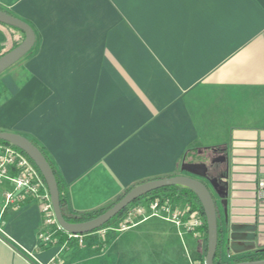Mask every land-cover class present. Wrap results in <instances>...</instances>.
<instances>
[{
  "label": "crops",
  "instance_id": "0c3cea01",
  "mask_svg": "<svg viewBox=\"0 0 264 264\" xmlns=\"http://www.w3.org/2000/svg\"><path fill=\"white\" fill-rule=\"evenodd\" d=\"M0 9L35 35L0 74V131L44 152L68 210L106 208L178 175L188 150L198 163L227 147L221 259L264 249V0H0ZM23 40L0 24V56ZM43 230L37 200L0 183V264H204L206 254L203 234L156 217L83 245L59 235L45 246Z\"/></svg>",
  "mask_w": 264,
  "mask_h": 264
},
{
  "label": "water",
  "instance_id": "95a60500",
  "mask_svg": "<svg viewBox=\"0 0 264 264\" xmlns=\"http://www.w3.org/2000/svg\"><path fill=\"white\" fill-rule=\"evenodd\" d=\"M0 24L17 29L24 34V40L18 46L0 56V74H2L29 53L34 45L35 35L29 25L1 10ZM0 141L7 143L23 152L34 164L45 182L56 223L65 233L71 235L83 236L100 229L128 205L153 191L172 186L188 189L198 199L205 218L207 235L204 264H214L213 260L218 241L217 210L215 199H219L221 205L224 208L227 206V147L224 149H210L209 151L212 153V155L217 156L209 161V165L201 162H183L180 165L179 175L141 183L133 187L117 203H115L112 207L107 209L98 217L86 222L69 223L62 216L58 185L52 167L38 147H36V145H34V143H32L27 138L9 132L0 131ZM214 165L217 166V171L214 174L209 175V167ZM223 165H226L224 171H222ZM205 181L207 184L204 183ZM233 264H264V260L239 262Z\"/></svg>",
  "mask_w": 264,
  "mask_h": 264
},
{
  "label": "built area",
  "instance_id": "2783aa9c",
  "mask_svg": "<svg viewBox=\"0 0 264 264\" xmlns=\"http://www.w3.org/2000/svg\"><path fill=\"white\" fill-rule=\"evenodd\" d=\"M7 181L13 184L14 192L24 193L33 197L39 204L44 230L38 233V240L45 246L57 241L59 235L67 239H77L82 243V236L65 233L56 223L47 188L26 157L11 145L0 144V183ZM258 195L264 196V178L258 185ZM9 203L13 193L5 195ZM21 195L17 200H22ZM172 202L169 198H146L131 205L122 215L119 231L136 225L137 222L156 217L174 223L183 233L199 238L204 220L197 210L189 206ZM105 233V231H101Z\"/></svg>",
  "mask_w": 264,
  "mask_h": 264
},
{
  "label": "trees",
  "instance_id": "16d2710c",
  "mask_svg": "<svg viewBox=\"0 0 264 264\" xmlns=\"http://www.w3.org/2000/svg\"><path fill=\"white\" fill-rule=\"evenodd\" d=\"M0 10L4 11L2 9H0ZM0 144L1 145H9V144L1 142V141H0ZM36 147H38V146L36 145ZM38 149L45 156L44 152L39 147H38ZM18 151L26 157V159L34 167V169L36 170V172L38 173V175L40 176V178L44 182L41 174L39 173L37 168L34 166V164L29 160V158L23 152H21L20 150H18ZM193 151L194 150H188V152L184 156L183 162H187V160L190 157L191 152H193ZM45 158L48 161L46 156H45ZM48 163L52 167V165H51V163L49 161H48ZM52 170H53V167H52ZM53 172H54V170H53ZM179 172H180V170H179ZM179 172H178V175H179ZM54 175L56 177L58 190H59V201H60V209H61V212H62V216L69 223L86 222V221H89L91 219H94V218L98 217L99 215L104 213L107 209L112 207L115 203H117L125 194H127L133 188V187H131L130 189H128L124 193V195H122V197L117 199L114 203L110 204L106 208H103V209H100V210H97V211H94V212H90V213L78 214V213H74V212H72V211L67 209L66 200H65V196H64L63 191H62L61 184H60V182L58 180V177H57L55 172H54ZM44 184H45V182H44ZM154 197L169 198L172 202H175L177 204L180 203L181 205H185V206L191 207V209H193V210H197L201 214V216H202V218L204 220V226L201 229V233L204 235V241H205V244H206V235H207L206 223H205V218H204L203 210H202V208L200 206V203H199L198 199L196 198V196L191 191H189L188 189L182 188V187H177V186L162 188V189L153 191V192L145 195L144 197H141V198L137 199L136 201H134L133 203L128 205L126 208H124L120 213H118L109 222H107L105 225H103L100 229H98V230H96V231H94L92 233L98 232V231L103 230V229H108V228H113V230L115 232L116 230L119 229L118 228L119 227V222L121 221L122 215L124 214V212L127 210L128 207H130L131 205L141 201L142 199H146V198L151 199V198H154ZM216 210H217V206H216ZM217 229H218V241H217L216 253H215V256H214V260H213L214 264H233V263H239V262L264 260V250L257 251V252H255L253 254L246 255V256H243V257H239V258H235V259H231V260L221 259V251L219 249V228H218V222H217ZM92 233H90V234H92ZM87 235H89V234H87ZM85 236L86 235H83L82 238L85 237Z\"/></svg>",
  "mask_w": 264,
  "mask_h": 264
},
{
  "label": "rangeland",
  "instance_id": "374dc122",
  "mask_svg": "<svg viewBox=\"0 0 264 264\" xmlns=\"http://www.w3.org/2000/svg\"><path fill=\"white\" fill-rule=\"evenodd\" d=\"M209 154L208 153H205L204 155H201L200 157H199V159L196 157V158H194V162H201V163H205V164H207V165H209ZM217 166L216 165H214V166H210L209 167V175H211V174H214L216 171H217ZM179 174H180V172H179ZM216 201L215 202H218L217 201V198L215 199ZM218 204V206H219V208H220V205H219V203H217ZM177 206H181L180 205V203H178V205ZM154 221H157L156 219H151L149 222H154ZM105 234L104 233H102L101 231L98 233V234H96V235H94V236H92V239H102V238H104L105 236H104ZM79 244H81V245H83V242L82 243H79Z\"/></svg>",
  "mask_w": 264,
  "mask_h": 264
},
{
  "label": "flooded vegetation",
  "instance_id": "af4514ba",
  "mask_svg": "<svg viewBox=\"0 0 264 264\" xmlns=\"http://www.w3.org/2000/svg\"><path fill=\"white\" fill-rule=\"evenodd\" d=\"M208 154H209V157H210V158H209V161L212 160L213 158H215V157L217 156V155L213 156L212 153H211L210 151H209ZM227 167H228V166H227ZM225 168H226V165H225V166L223 165V166H222V169H223L222 171H224ZM204 183L207 184L206 181H205Z\"/></svg>",
  "mask_w": 264,
  "mask_h": 264
}]
</instances>
